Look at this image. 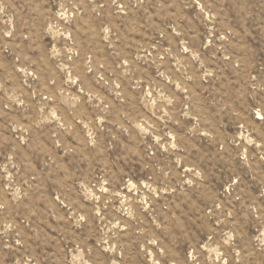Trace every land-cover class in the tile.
Returning a JSON list of instances; mask_svg holds the SVG:
<instances>
[{
	"label": "rangeland",
	"instance_id": "rangeland-1",
	"mask_svg": "<svg viewBox=\"0 0 264 264\" xmlns=\"http://www.w3.org/2000/svg\"><path fill=\"white\" fill-rule=\"evenodd\" d=\"M0 264H264V0H0Z\"/></svg>",
	"mask_w": 264,
	"mask_h": 264
}]
</instances>
